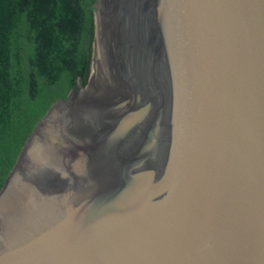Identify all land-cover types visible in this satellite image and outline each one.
<instances>
[{"label":"water","instance_id":"1","mask_svg":"<svg viewBox=\"0 0 264 264\" xmlns=\"http://www.w3.org/2000/svg\"><path fill=\"white\" fill-rule=\"evenodd\" d=\"M88 85L0 191V264H264V0H97Z\"/></svg>","mask_w":264,"mask_h":264},{"label":"trees","instance_id":"2","mask_svg":"<svg viewBox=\"0 0 264 264\" xmlns=\"http://www.w3.org/2000/svg\"><path fill=\"white\" fill-rule=\"evenodd\" d=\"M97 0H0V191L37 125L90 80Z\"/></svg>","mask_w":264,"mask_h":264}]
</instances>
